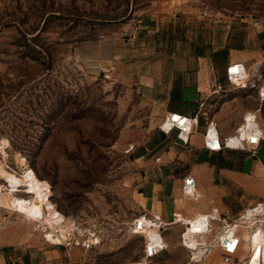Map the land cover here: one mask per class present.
I'll return each instance as SVG.
<instances>
[{
    "label": "rangeland",
    "instance_id": "obj_1",
    "mask_svg": "<svg viewBox=\"0 0 264 264\" xmlns=\"http://www.w3.org/2000/svg\"><path fill=\"white\" fill-rule=\"evenodd\" d=\"M175 9L241 27L258 52L234 83L264 77V0H0L2 241L48 251L54 264H228L223 223L205 234L209 256L196 262L183 242L188 225L161 231L144 216L142 179L175 137L159 128L137 78L101 65L87 46L129 37L140 19ZM22 199L52 208L67 240L53 242L48 227L23 217L13 207ZM244 216L230 222L239 243L229 264L264 258V203Z\"/></svg>",
    "mask_w": 264,
    "mask_h": 264
},
{
    "label": "crops",
    "instance_id": "obj_2",
    "mask_svg": "<svg viewBox=\"0 0 264 264\" xmlns=\"http://www.w3.org/2000/svg\"><path fill=\"white\" fill-rule=\"evenodd\" d=\"M247 41V32L243 34L234 23L175 9L140 19L129 37L116 34L87 45L101 65L116 63V70L137 78L140 89L153 100L160 122L168 113L182 116L175 118L179 126L185 125L183 117L197 118L187 143L179 138V129L168 133L174 140L156 154L142 179L144 216L162 224L161 231L166 226L183 230L196 220L202 224L206 214L236 221L264 203V136L248 148L220 151H210L204 140L210 121L217 123L221 139L234 135L245 121H254L256 129L264 133L260 93L264 77L248 78L247 87L236 86L227 77L230 65L243 64L248 69L246 56L258 52ZM187 134L185 130L180 136L185 139ZM241 134L245 137L247 133ZM186 178L194 179L192 196L184 192ZM222 223L219 220L213 225ZM185 236L183 240L193 250L187 260L207 259L209 254L198 253L206 246L205 233L188 231ZM48 254L39 255L30 247L0 238V264H54Z\"/></svg>",
    "mask_w": 264,
    "mask_h": 264
},
{
    "label": "built area",
    "instance_id": "obj_3",
    "mask_svg": "<svg viewBox=\"0 0 264 264\" xmlns=\"http://www.w3.org/2000/svg\"><path fill=\"white\" fill-rule=\"evenodd\" d=\"M238 65H240L241 67L238 69L239 70V75L238 76H233V71L232 69L237 67ZM244 71L246 72V67L243 64H234V65H230L228 67L227 70V77L230 83L236 85V86H240L237 85L235 82V78L236 77H240L242 78ZM249 78V75H248ZM262 96H264V92L262 94ZM172 115V116H171ZM176 117H182L181 115H177V114H172V113H168L165 116L164 121L162 122V124L160 125V129L165 132L166 134L170 133L171 131H173L174 129H179L180 133H179V138L184 140L185 143L188 142L189 139V135L193 132H195V126L198 124L197 122V118H186L183 117L185 125L184 126H179L178 125V120L175 119ZM173 120H177V121H173ZM188 126V130L185 128ZM256 123L253 122H247L245 121L243 125H241L235 132L234 135L230 136V137H226L224 139H221L220 133H219V129L217 126V123L214 121H210L205 136H204V140H205V146L210 150V151H220L225 147H229V148H248V146L250 145H256L260 143V140H262L264 133L261 130H257L256 129ZM251 127L254 132V135L256 138H253L251 141L249 139H245L244 135L241 134L242 131L244 129H247ZM187 131V138H183L182 136H180L183 131ZM240 134V136H239ZM184 192L186 194H194V190H195V182L193 178H186L185 179V185H184ZM244 216V215H243ZM221 220L223 222V227L225 228L224 232L226 233V242L222 241L221 244L219 245L221 250H222V258L224 263H233L235 262L236 257V253L238 250V241L236 238V233L232 232V228L235 227L236 224H230V222H226V218L220 217L219 215H211L209 214L208 217L206 218V221L202 222L205 226V234L210 235L214 230H215V225H213V222L215 221H219ZM185 234L182 233V235ZM185 240V239H184ZM237 241V242H236ZM236 242V243H235ZM235 243V244H233ZM155 255V254H154ZM148 257H150V255L148 254Z\"/></svg>",
    "mask_w": 264,
    "mask_h": 264
},
{
    "label": "bare ground",
    "instance_id": "obj_4",
    "mask_svg": "<svg viewBox=\"0 0 264 264\" xmlns=\"http://www.w3.org/2000/svg\"><path fill=\"white\" fill-rule=\"evenodd\" d=\"M233 76H238L239 75V70L234 69L232 70ZM236 77L235 79H237ZM237 85H240V82H236ZM248 118V117H247ZM179 123V121H178ZM249 130L251 134H245V139H249L250 141L253 138H256L254 135V132L251 127H249ZM244 132L247 133V130L244 129ZM13 207L19 211V213L22 214L23 217L27 218L31 222L36 221V226H42L43 229L44 227H48L46 231V236L48 239L52 240L53 242H58V243H63L64 241L67 240V236L65 233V228L63 225L54 226V220H55V211L52 208H48L47 210L45 209V203L42 202L41 200H36L33 202H28L27 200H18L13 204ZM50 207V206H49ZM251 216V212L249 213V217H243L244 219H247L246 221L250 222L253 220V217ZM208 215L206 214L202 219L207 218ZM188 224V223H187ZM203 224V223H202ZM199 220L193 221L192 223H189L188 225V231H191L193 233L199 234V233H205V226L204 224L202 225ZM204 228V229H203ZM205 247V246H204ZM205 252V248H199L198 253L203 254ZM197 253V254H198ZM200 256V255H199ZM264 258H262L261 263L259 262H254V264H263Z\"/></svg>",
    "mask_w": 264,
    "mask_h": 264
}]
</instances>
